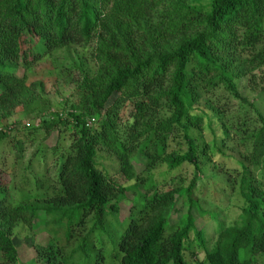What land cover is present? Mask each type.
Returning <instances> with one entry per match:
<instances>
[{
	"label": "trees",
	"instance_id": "16d2710c",
	"mask_svg": "<svg viewBox=\"0 0 264 264\" xmlns=\"http://www.w3.org/2000/svg\"><path fill=\"white\" fill-rule=\"evenodd\" d=\"M71 46L89 50L90 67L66 68L78 72L76 101L41 121L48 133L70 131L67 149L53 152L54 194L15 203L0 168L1 263L18 262L13 230L23 224L30 236L48 237L37 251L45 264L86 258L97 236L93 264H189L197 254L201 264H256L264 256V117L251 103L254 117L227 113L232 100L247 103L240 81L264 90V0H0V140L33 132L8 123L39 96L27 72ZM248 134L239 144L250 149L228 152L233 137ZM23 149L20 142L18 157ZM99 150L131 186L98 166ZM209 166L227 182L226 196L214 191L219 210L196 195ZM178 199L186 212L171 221ZM124 201L117 237L106 222ZM231 209L238 216L229 221ZM196 215L214 224L212 242Z\"/></svg>",
	"mask_w": 264,
	"mask_h": 264
},
{
	"label": "rangeland",
	"instance_id": "374dc122",
	"mask_svg": "<svg viewBox=\"0 0 264 264\" xmlns=\"http://www.w3.org/2000/svg\"><path fill=\"white\" fill-rule=\"evenodd\" d=\"M188 2H199L207 3L209 0H187ZM89 50H85L81 47L71 46L68 48L60 49L51 57L40 60L33 67H31L28 72V83L37 85V93L39 96L36 101L31 105L24 107L23 109H18L16 113L9 118L8 123H21L27 125L29 123L31 126L32 133H26L22 135L18 130L10 134L6 139L0 140V168L6 172V182L7 187H10V193L13 194L15 203H20L21 201H26L30 195L46 196L53 195L54 191L51 189L52 178L55 172V160H54V149L58 148V155L67 149L70 143V131L67 129L54 130L49 133L46 132L42 120L52 119V115L58 113H65L70 110V106L76 101V91H75V79L78 77V72L76 70H71L70 74H67L68 70L66 68H71L74 63L82 62L85 67H90L89 63ZM63 66V67H62ZM64 68V72L62 71ZM41 86H40V85ZM260 87L253 88L246 83L245 79L239 82L238 89L243 97L246 98L247 103L238 102L232 100L230 102L231 110L229 117L242 114L245 111H249V114L254 117L255 113L252 108L249 107L251 103L257 111L261 113L264 117V90ZM62 115V114H61ZM34 128V129H32ZM29 130V131H31ZM241 135L238 137H233L227 143V148L229 147L230 153L233 152L235 155L243 154L247 149H250L251 144H246L241 146L239 144V138L241 142H249L250 134ZM24 137V138H22ZM22 142L24 147L22 156L18 157L17 146ZM247 148V149H246ZM243 152V153H242ZM98 166L104 171L109 172L118 183L131 186L133 180L129 181L123 177L118 172V166L115 157L111 154L99 150L98 152ZM59 160V158H56ZM218 161H222L220 157ZM227 164H232L230 160H226ZM138 169V168H137ZM158 181L161 180V175L166 172L164 166L157 167L152 171ZM183 181H187L191 177V168L182 169ZM223 170L219 167L213 168L209 166L204 176L200 177L196 189V195L202 199L206 209L212 210L217 209V204L219 205L216 193L224 192V187L227 185L226 179L223 174ZM147 173L139 175V178L146 177ZM12 187H14L13 190ZM227 193L224 192V196ZM128 202L122 203V212L118 216H109L106 222L107 229L111 227L114 229H119L117 232V237L124 229L118 223L126 216V207ZM187 205L183 199H178L176 203V214L173 215L171 221H176L180 219L186 212ZM238 216V211L236 209H231L228 213L229 221L233 220ZM197 226L199 228L205 229V235L208 237L210 242L214 238V224L210 221L202 219L200 216L196 215ZM216 222V220H215ZM91 223L87 224L86 229L90 227ZM29 230L19 224L13 230L14 242L18 248L19 260L16 264H45L44 260L39 258L37 251L40 247L45 246L48 242V237L45 234H40L37 236H30ZM99 237L89 244L87 247V256L84 258L76 256V258L71 261L73 264H93L95 260V250L99 248L98 246ZM72 245L69 251L75 246ZM95 248L93 249V247ZM111 250V249H110ZM107 253V251H106ZM104 254L107 263L111 262L110 252ZM189 264H201L203 260L202 254H197L196 257H191L187 255ZM70 262V263H71ZM0 264L1 260H0ZM111 264V263H110ZM256 264H264V256L259 255L257 257Z\"/></svg>",
	"mask_w": 264,
	"mask_h": 264
},
{
	"label": "built area",
	"instance_id": "2783aa9c",
	"mask_svg": "<svg viewBox=\"0 0 264 264\" xmlns=\"http://www.w3.org/2000/svg\"><path fill=\"white\" fill-rule=\"evenodd\" d=\"M93 122H94V119H93V118L88 119L86 125H87V126H90ZM27 126H29V124H27Z\"/></svg>",
	"mask_w": 264,
	"mask_h": 264
}]
</instances>
